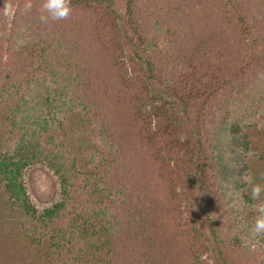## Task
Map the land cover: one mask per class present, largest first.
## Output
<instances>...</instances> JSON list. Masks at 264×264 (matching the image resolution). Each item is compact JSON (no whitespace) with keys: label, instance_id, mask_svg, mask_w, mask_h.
<instances>
[{"label":"trees","instance_id":"1","mask_svg":"<svg viewBox=\"0 0 264 264\" xmlns=\"http://www.w3.org/2000/svg\"><path fill=\"white\" fill-rule=\"evenodd\" d=\"M115 1L70 0L54 20L44 0H0V192L20 238L49 264H209L178 192L199 186L224 264H264L251 231L264 203L252 198L264 186L252 140L264 135V54L251 59L264 53V0H123L146 79L123 67ZM193 102L196 147L175 111ZM35 165L60 187L43 210L24 184Z\"/></svg>","mask_w":264,"mask_h":264},{"label":"rangeland","instance_id":"2","mask_svg":"<svg viewBox=\"0 0 264 264\" xmlns=\"http://www.w3.org/2000/svg\"><path fill=\"white\" fill-rule=\"evenodd\" d=\"M119 19V54L123 67L127 69L129 77H142L146 79L143 73L144 66L135 57L137 51V42L135 36L128 29L125 19V2L117 0L112 4ZM260 50H256L251 54V59L260 56ZM153 93L161 91L156 83H151ZM167 100L165 95H162ZM201 106V102H193L186 110L181 105H176L175 111L178 113L179 126L181 129V140L190 147H196V130L197 116ZM167 122L159 119L153 121V128H160ZM78 128L73 127L74 131ZM253 147H257L261 152L264 151V135L254 134L252 137ZM262 156H264V152ZM77 157L81 155L80 150L75 149ZM80 163V162H79ZM257 171L264 172V159L255 163ZM264 179V174H262ZM24 184L26 192L31 203L38 209L43 210L49 208L55 202L60 200V187L57 178L45 166H31L24 172ZM178 192L183 194L187 201L184 206V215L188 221H197L200 231L202 232L210 252L203 259L209 264L231 263V253L226 251L219 245L210 234L209 211L204 198V192L201 187L190 188L188 186L178 187ZM0 192V264H49L53 256H45L41 258L34 248L26 246L20 238L17 229V219L15 214L10 210L9 205ZM47 244L44 249H48ZM42 249V254L45 251ZM44 251V252H43Z\"/></svg>","mask_w":264,"mask_h":264},{"label":"clouds","instance_id":"3","mask_svg":"<svg viewBox=\"0 0 264 264\" xmlns=\"http://www.w3.org/2000/svg\"><path fill=\"white\" fill-rule=\"evenodd\" d=\"M24 7L26 10L31 9V0H25ZM42 7L54 20L67 19L71 11L70 0H44ZM4 14H13V9L8 8ZM41 19L47 20L48 17L41 16ZM248 179L250 180L251 178L249 177ZM262 192H264V186L254 185L252 187V198L258 200ZM255 208L258 215L251 231L255 236H264V203L256 205Z\"/></svg>","mask_w":264,"mask_h":264}]
</instances>
